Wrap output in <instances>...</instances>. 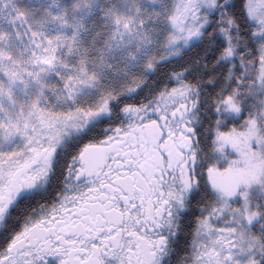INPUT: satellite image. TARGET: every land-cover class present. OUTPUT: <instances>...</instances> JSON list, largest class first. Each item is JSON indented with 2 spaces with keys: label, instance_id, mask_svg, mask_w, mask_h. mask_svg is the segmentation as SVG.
Listing matches in <instances>:
<instances>
[{
  "label": "snow or ice",
  "instance_id": "snow-or-ice-1",
  "mask_svg": "<svg viewBox=\"0 0 264 264\" xmlns=\"http://www.w3.org/2000/svg\"><path fill=\"white\" fill-rule=\"evenodd\" d=\"M0 264H264V0H0Z\"/></svg>",
  "mask_w": 264,
  "mask_h": 264
}]
</instances>
